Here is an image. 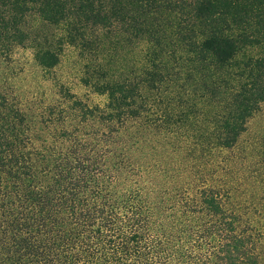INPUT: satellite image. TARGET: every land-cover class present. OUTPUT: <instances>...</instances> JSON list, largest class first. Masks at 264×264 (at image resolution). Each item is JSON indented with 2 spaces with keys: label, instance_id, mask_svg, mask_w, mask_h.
<instances>
[{
  "label": "trees",
  "instance_id": "obj_1",
  "mask_svg": "<svg viewBox=\"0 0 264 264\" xmlns=\"http://www.w3.org/2000/svg\"><path fill=\"white\" fill-rule=\"evenodd\" d=\"M110 35L144 46L141 72L100 78L104 108L72 96L61 137L35 144L0 91V264H264L258 236L220 192L206 199L215 220L203 238L214 244L179 255L109 191L125 177L114 162L141 143L129 124L149 130L164 97L214 106L220 144L237 142L264 103V0H0L5 47L58 39L101 53ZM36 46L41 67L59 64Z\"/></svg>",
  "mask_w": 264,
  "mask_h": 264
},
{
  "label": "rangeland",
  "instance_id": "obj_2",
  "mask_svg": "<svg viewBox=\"0 0 264 264\" xmlns=\"http://www.w3.org/2000/svg\"><path fill=\"white\" fill-rule=\"evenodd\" d=\"M102 44L101 53L60 45L58 39L0 45V91L19 115L17 121L25 119L24 133L35 144L72 131V96L89 108H104L108 98L95 89L100 78L109 74L117 80L141 72L144 46L116 35L104 37ZM36 45L56 51L59 64L41 67ZM216 112L212 105L196 107L187 100L157 101L147 114L149 130L129 124L141 143L127 152L124 162H114L125 177L109 191L122 207L120 213L133 208L179 255L214 244L213 238H203L215 220L206 201L220 192L227 209L258 236L264 263V103L230 148L220 144Z\"/></svg>",
  "mask_w": 264,
  "mask_h": 264
}]
</instances>
